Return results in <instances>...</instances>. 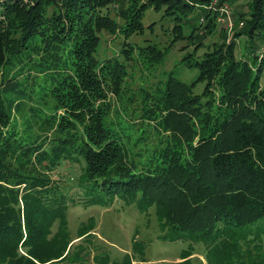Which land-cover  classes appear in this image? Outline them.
Returning a JSON list of instances; mask_svg holds the SVG:
<instances>
[{
	"label": "trees",
	"instance_id": "obj_1",
	"mask_svg": "<svg viewBox=\"0 0 264 264\" xmlns=\"http://www.w3.org/2000/svg\"><path fill=\"white\" fill-rule=\"evenodd\" d=\"M111 1L0 0V70L8 73L0 77V264H88L93 220L78 225L77 242L67 230L74 186L83 192V207L106 208L117 199L141 214L154 208L158 240L192 242L168 264H202L193 263L195 244L203 246L205 264H264L263 58L244 50L253 42L264 47V0H251L246 14L233 11L230 31L201 8L211 0H145L136 12L135 4L119 12L121 26L107 13L95 16ZM146 7L201 14L196 35L186 36L194 48L179 60L197 74L187 83L169 73L161 89L140 85L132 94L141 107L131 118L127 69L160 63L164 50L151 45L132 57L127 46L121 62L95 55L101 31L139 33ZM181 31L171 28L173 40ZM214 35L218 43L208 39ZM17 76L31 81L29 88ZM197 83L200 95L191 91ZM212 100L215 118L202 108L210 110ZM24 107L18 123L12 114ZM36 160L49 176L34 175ZM62 163L78 175L53 177ZM130 248L118 261L100 252L91 263L146 264L145 246L135 237Z\"/></svg>",
	"mask_w": 264,
	"mask_h": 264
},
{
	"label": "rangeland",
	"instance_id": "obj_2",
	"mask_svg": "<svg viewBox=\"0 0 264 264\" xmlns=\"http://www.w3.org/2000/svg\"><path fill=\"white\" fill-rule=\"evenodd\" d=\"M250 1L251 0H227L225 2L229 7H231L232 12L234 11L246 14L248 12V7L250 5L248 3H250ZM144 2L145 0H112L104 7H98L96 9L95 16H97L98 19H103L107 13L117 26H121L122 20L118 17L119 12L126 8V6L132 7L133 4L136 5L134 10V12H136L140 9L139 7ZM143 10L144 11L140 19L142 29L139 33H135L129 37H124L120 33L118 27L117 31L113 32L114 34L101 31L98 34L100 41L98 44L97 54L95 55V57L100 60H107V58L114 56L117 57L116 60L118 62H121L122 58H124L121 51L122 49L126 50L127 46H132V49H130L129 52V55L132 57H136L138 53L140 54L142 51H145L147 47L151 45H155L158 49L164 50V58L160 63L152 66H136L133 64V66L127 69L124 96L131 98L130 102L132 103L128 105L127 110L128 115L131 118H134V116L139 113V108L141 107L138 95L134 97L132 94V92L134 93L137 88L141 87L140 85L143 87H147L149 85V87L161 89L163 85L168 83L166 80L169 73H171V75L176 79L187 83L193 80L194 76L197 74L195 69L188 70L184 66L180 65L179 60H181V57H183L185 53H191L194 48V45L192 46L189 44L186 36H188L191 31L194 32V30L200 29L199 23L201 14L195 12L194 9L184 15H164L163 8L154 10L152 7H146ZM234 22H236L235 18ZM176 25H180L182 28V38L173 40L171 28ZM194 35H196V32H194ZM208 39H211V43H218V38H216L215 35L213 38L211 37ZM243 43L244 39L242 41V45ZM202 45L204 46L206 43L203 42ZM244 46H247L244 50L248 53V56L257 55L261 57L260 59L263 58L261 67L262 72L258 80V87L264 94V47L256 42ZM207 48L202 49V51L211 49L210 46ZM241 48L243 49L240 44L235 46L236 57H238L239 53H241ZM136 49L139 50L136 51ZM201 53L202 52H200L199 56ZM260 59H258V61ZM131 62H128V65H130ZM255 64H258V62ZM6 71V69L0 70V77L7 75L8 73H6ZM11 71L14 73L16 68H11ZM16 78L18 84L22 86H27V88H29L31 85V81L25 82L24 78H19L18 76ZM11 79H13L12 76ZM191 91L195 95H200L204 91L203 83H197ZM108 98L112 105L116 107V97L114 94L111 93V95H108ZM200 99L201 102H205L207 99H210V97L208 96L207 99H203L201 97ZM123 100L124 99H122V101ZM210 103V110H208L206 106H203L202 108L206 109V111L212 115L213 118H215L217 116L216 107H218V104L216 101L213 102V100L212 102L210 101ZM25 113H28L26 107H24V109L19 113L12 114V118L16 119L17 122L20 123ZM113 119L114 117L111 118V120ZM198 123L199 122L196 121L197 128ZM32 124L33 128L36 130L38 124L33 122ZM43 130L46 132L47 127L43 128ZM148 131L150 133L148 134L150 139H153V137L155 139L153 131ZM195 140L196 136L193 139V143ZM31 164V168L34 169V175H36V177L50 175L43 170L44 166L37 163V160L35 163L31 162ZM57 175L65 176L66 178H74L78 175V168L73 165L62 163L60 167L53 172V177ZM71 182L72 181L68 182V185H71ZM60 185L66 184L60 183ZM70 190H73L71 191V197L75 199L74 203H71L70 201L67 203L68 209L66 210V222L68 234L72 243L79 240L76 238V229L80 223H85L88 219H92L94 222V228L91 232L92 238L90 239L92 245L88 247V264H92L91 257L100 252L107 253L111 261H118L125 253L131 255L130 245L133 237L145 246L143 259L146 261V264H168L176 262L178 261L180 252L186 249L187 243H192L191 241L185 240H177L174 242L158 240L157 237L160 234V231L157 228L156 220L153 214L154 208H150L145 214H141L136 210L134 205L126 206L122 201L117 199H115L112 204L106 208L99 206L83 207L81 203L83 201L82 190L76 189L75 186ZM55 225L56 224H54L51 228L52 232L55 230ZM191 257L193 258V263L199 261L202 264H205L203 246L195 244L193 246ZM138 260H140L139 257H136L133 263H137Z\"/></svg>",
	"mask_w": 264,
	"mask_h": 264
},
{
	"label": "built area",
	"instance_id": "obj_3",
	"mask_svg": "<svg viewBox=\"0 0 264 264\" xmlns=\"http://www.w3.org/2000/svg\"><path fill=\"white\" fill-rule=\"evenodd\" d=\"M219 0H211L209 4L201 6V8L214 12L216 14L215 22L218 26H224L227 31H230L232 27L231 15L232 11L225 1H222L217 7ZM201 21V20H200ZM241 26V23L238 24Z\"/></svg>",
	"mask_w": 264,
	"mask_h": 264
}]
</instances>
